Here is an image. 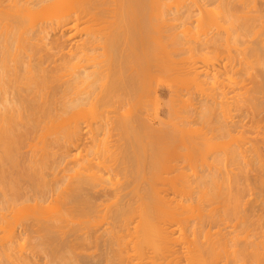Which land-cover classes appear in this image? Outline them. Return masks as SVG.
<instances>
[{
	"label": "bare ground",
	"instance_id": "obj_1",
	"mask_svg": "<svg viewBox=\"0 0 264 264\" xmlns=\"http://www.w3.org/2000/svg\"><path fill=\"white\" fill-rule=\"evenodd\" d=\"M5 1L6 0H0V5L2 3L4 4ZM12 1L9 4V6L6 5V6H4V8L0 6V174H1V176H0V188H1L0 194L3 193L1 195L4 197V200L2 199V200H0V202L5 201L4 203H1V204L5 205L6 208H9L12 205V203L14 205V202H17V201H18V203L20 202V204H21V200L25 202L24 205H26L27 202H32V203L34 202V204L37 205V204H41V203L44 204L43 202H45L46 199H48L49 202L48 201L47 202L50 204V202H53V199H51V198L55 197V199H56L57 196H55V195L57 194V191L59 190V189H57L58 183L64 178L61 176L62 179L59 180L58 177H57V179L55 177L54 179L57 180L58 182L51 180L54 184H51L49 182L48 183L45 182V183H47V185H44V186H43L44 181L43 182L40 181L42 183V186L39 185L38 182L35 181L36 176L37 177L39 176V174L37 175V172H36L38 170L39 166L41 168L43 167V171H45V170L48 171L49 170L48 168H50V166H52V169H53V167H55V165L57 166L59 159L56 158L58 160L52 161L53 163L49 166L46 165V163L49 164L48 163L49 161L45 162V160H43L44 162L41 160L42 162H39V163H37V161H32V160H31L32 163L30 162V160L28 162L27 161L28 159L22 158L23 156H21L20 153L17 152V151L21 152V150L24 147V143H25L24 141L25 140H26L25 144L27 146L29 145V143L27 144V140H29V139H26V138H28L29 136L31 138V135L33 136L34 134L35 135L37 134L36 131L38 129L39 130L37 132H39L40 129H42L43 131H40L42 133H40V132L38 133V134H40V137L38 136L39 137L38 143H41L40 144L41 146L37 143L39 146H38V148H36L37 144H36V142H33L34 144L31 143V145L29 147H30V149H32L34 147L35 150L34 149L30 150L29 147H28V149H29V151H36V149H38L37 151H54V150L60 151L59 158H61L60 160H63V162L60 161L58 163V165L60 166V163L64 164V162H66V163L69 162V161L68 162L65 161L68 159V155H69L68 153L70 152L69 148L72 146H77L78 143L81 141L79 127L74 128V129L70 128L73 130H71V133L68 132V131H70V129H68L65 126L66 125L65 123L68 122L67 118L69 120L70 118L74 119V118L81 117L83 115V112H84V106H86V105L93 106V105H96L98 102H101V101L105 102V100H106V104H107L108 101L111 99H113V100L118 99L121 102L122 101L123 102H126V101L130 102V99H132V98H133L132 100H135L137 98L139 99V98H142L144 96V93H142L143 91L140 90L141 88L137 87V89H136V87H135L136 83L131 78V76L134 77L133 75L135 74V71L133 72L132 75H131V72H129V71L134 69L132 66L134 61L138 60L136 58L137 56L135 57V59H132V58H134L133 53H135V50L137 51L136 47L139 45V47H141L140 49H142V48L146 47L145 46L146 40L148 41V39H150V37L154 38L152 35L148 36L149 34L147 35V33L145 32V28H143L148 23L147 21H144V20H143L144 22L141 21L142 19H144L143 18L144 15L141 16L139 14V17L141 16L142 19H139L140 22L139 21L136 22L138 24V27L140 26L141 29L143 28L142 29L143 31L141 30V32H140L139 29L137 31V32H139L138 34L141 36V40H140L139 44H137V46H136V44H134V45L132 44V42H131L132 37L130 36L131 35L130 32H132V31H129L130 27L131 28L132 27L136 28V27L132 26L133 22L132 23L130 22L131 26L129 25L128 26L129 28H127V22H125L124 24H126V25L124 26V28L119 29V30L117 29V27H115L116 26V24H115L113 29L115 31V28H116L119 32H113L112 31V34L114 33V36H112V38H109V41L107 38L105 41L106 43L105 42L103 43L102 40L99 41L97 39V37H99V36L96 37V35H95L94 37H96V39H94L93 36H91L93 38L92 39L89 35V37H87L88 39L82 41L81 43L80 42H78V43L72 42L73 44L72 43L70 44V48H72V49H68V51H65L66 48L64 46H65L66 42L71 40L70 38H72V36L74 35V34H70L73 31L74 27H76L74 24L76 22H79L83 18L85 19L86 17H87L86 18L87 21H91V22L98 21L99 19L104 17V15L106 16V14H108L109 11L111 13L114 12L113 15H116V11H114V10H118L117 12L119 13L117 20H119L121 18L120 16H121V11H122L124 21H125V18L127 17L126 16L127 12L129 13V11L131 12L133 9H136V10L140 9V10H137L138 13L142 12L144 10H145L144 12H146V9L148 10V8H150V9L153 8L151 10H154V8H155L154 11L161 10V12H163V13L166 12V14L164 13L165 18L164 17L162 18L161 12L157 11L158 14L160 13L159 16H161L160 21H163V19H165L164 21H167L168 19H166V18L169 15V13L167 14V12H169L172 7H174L175 9L177 8V2H175V0H33V1H35L34 3H33V1H32V3L30 1V4L33 7H38L42 4H47L51 8L52 7L56 8V15H55V18L53 19L54 22L52 20H50V23H47V22L42 21V19L39 16V12L36 11L34 13H31L30 10L28 11V9H26L27 8V7H25L26 5L24 7L20 6L19 4L21 3L20 2L21 0L20 1L12 0ZM24 1L26 3L28 2V0L27 1L24 0ZM222 1H218V3L222 2ZM237 1H239V0H237ZM7 2H8V0H7ZM7 2H5V4ZM173 2H174L175 6H172ZM224 2L227 3V1H224ZM252 2H253V0H252ZM201 3H202V0H201ZM201 3L198 0H191V1H189V4H187V5H188V7H194L196 9V7H198L199 5L202 7L205 6L206 2L202 3V4ZM228 3H229V1H228ZM246 3H248V2L246 1ZM224 4L225 3H223V6H225V9L223 10V13L220 12L221 14H219V12H217L219 14V17H221V18H218L219 19L218 21H222V20L223 21H230L234 17V15H232L234 9H233V11L231 9V8H233V6L229 5V7H227L226 4L225 5ZM248 4H250V3H248ZM207 5H209V4H207ZM246 5H244V6H246ZM106 6L107 7L110 6L111 7L110 10L107 9ZM219 6H220L219 8L221 9L222 6L221 5H219ZM101 7H103V8H101ZM104 7L106 9H104ZM188 7H185V12L190 9L184 15L186 17V19H187V17H188V19H190L192 17V15H191L192 12H190L192 9L188 8ZM199 8H201V7H199ZM254 8L256 9V7H254ZM100 9L103 11L100 12L99 11ZM53 10H55V9H53ZM253 11L257 12L254 9H253ZM53 12H55V11H53ZM185 12H183V13H185ZM259 12H257V13H259ZM27 13H31V14H27ZM124 13H125V15H124ZM26 14H27V16L23 17V15H26ZM134 14H136L135 10H134ZM249 14H251V13L249 12ZM259 14L262 16L261 12ZM176 15L174 17H176ZM188 15L191 17L189 18ZM236 15H239V14H236ZM260 15L255 14L254 16L253 15L252 16H253V18H255L256 16H258V18H259ZM130 16L132 18L133 17L136 18L135 16H132V14H130ZM180 16H182V14ZM52 17H53V15H52ZM217 17H218V15H217ZM113 18H114V16H113ZM250 18L251 17H249V19H247V21L249 20V22H250ZM258 18L255 21H258L259 20ZM133 19H130V20H133ZM239 19H240V17H239ZM130 20H127V21H130ZM176 20H177V18H175V21ZM233 20H236V23L240 22V20H239V22H237L236 16H235V19L233 18ZM260 20H261V18H260ZM261 21H263V20H261ZM141 22H142V26L140 24ZM119 23H120V21H119ZM144 23H146V24H144ZM161 23H163V22H161ZM211 23H213V22H211ZM216 23L217 22H214V25ZM248 23L246 22L245 25L246 24L248 25ZM124 24L122 23V25H124ZM137 24H135V25H137ZM70 25H72V26H70ZM122 25H118V28ZM212 26L213 25L211 24V27ZM146 28H148V27H146ZM127 29H129L128 31L130 34L126 31ZM135 30H137V28ZM170 30H172V26H171ZM237 30H240V29H237ZM263 30L264 29H262V31ZM124 31L127 33H124ZM147 31H149V30H147ZM167 31H169V29ZM68 32H69V36L67 35ZM234 32H236V31H234ZM237 32H238V34L239 33L242 34L239 31H237ZM48 34L49 35L51 34L54 39L52 38L53 44H51L53 46H51L50 44L47 46H48V48L54 47L55 48L54 50H57V53H55V54L59 55V56H57L58 59L54 58V56H53L54 51L53 52L51 51L53 49L50 48V53H48L49 50H48L47 46L44 44L45 42L44 43L41 42L43 44L40 43L41 39H39V38H44V36H47ZM133 34L134 33H132V36H133ZM135 34H136V32H135ZM228 34L229 33H227V35ZM235 34L233 33V35H235ZM238 34L235 35L237 38L233 37L234 40H235V38L238 39V36L240 35V34L239 35ZM41 35H44V36L41 37ZM222 35L224 36V34H221L220 36L222 37ZM56 36L57 37L59 36V37L57 38ZM65 36H67V39L63 40L62 38ZM129 36L131 37V39ZM170 36H172V35H170ZM174 36H176V35H174ZM220 36L219 37L217 36L218 38L216 37L214 39V35H213L214 42H217L218 39L220 38ZM244 36H245V34H244ZM167 37H169V36H167ZM176 37H174V40L171 38L172 39L171 41L172 42L175 41V39H177ZM228 37H229V39H231L230 35H228L227 38ZM105 38L103 37V41ZM137 38H134L135 42L139 41V40H135ZM240 38H241V36H240ZM99 39H101V38L99 37ZM96 40L99 42L96 43ZM220 40L221 39H219V41ZM242 40H244V37ZM134 41H133V43H134ZM208 41L210 42V40H208ZM221 41H223V40H221ZM226 41H227V39H226ZM100 42H102V43H100ZM148 42L146 43V45L148 44ZM175 42L177 43V40ZM263 42H264V40H263ZM96 44L100 45V47L97 45L99 47V49L101 48V50L102 49L105 50V53H104V56L106 55L105 57H103V55L101 56V54H100V57L105 58V60L99 58V56L96 55V57H98L99 60L100 59L103 60V61L100 60L101 62H99L97 60L98 58L94 57L95 54H93L95 50H98V49H96L97 46L95 48H93V46ZM101 44H105V45H101ZM173 44H174V42H173ZM226 44L228 45V43H226ZM43 45H44V47L46 46L47 50L43 47ZM40 46L42 47V50L43 49H44V51L46 50V52L49 55L45 54L46 52H44V54H45L44 56H43V54H40V50H41ZM171 46L173 47L174 45H171ZM176 46H177V44H176ZM257 46H258V44L256 45V47ZM248 48H249V46L246 47V51L248 50ZM251 48H253V47H251ZM249 50H251V49L249 48ZM145 51H146V49H145ZM145 51L143 52L144 54L146 53ZM137 52H139V51H137ZM248 52H247V55L249 54ZM244 53L246 55V52H244ZM251 53L253 54L255 52H251ZM39 54H40V56H38ZM102 54H103V52H102ZM141 54L142 53H140V55ZM241 54H242V52H241ZM255 55L253 54V56H255ZM35 57H38V58L35 59ZM51 57L55 61L53 59H51ZM255 57H257V56H255ZM146 58H148V57L146 56L145 59ZM246 59H245V61H246ZM257 59L258 58H256V62L257 61L259 62V60H257ZM141 61H142V59H141ZM143 61H144V58H143ZM147 62L149 63V61H147ZM140 63H139V65H140ZM152 64H155V63H152ZM134 65H135V63H134ZM139 65L137 64V66H139ZM154 67L158 68L159 66H154ZM141 68H142L141 71H146L143 69L142 65H141ZM241 70H244V69H241ZM247 70L248 69H246L245 71L248 75ZM238 72H240V71H238ZM250 72H252V71H250ZM256 72L254 73V75L256 74ZM111 73H113V75ZM114 73L123 76V78L125 76L124 80L122 79L123 80L122 83H120L121 82L120 81L119 82L120 84H117L118 82L117 83L115 82L116 84H114V81L112 83L111 80L109 82V78L114 76ZM243 73H245V72H243ZM109 74H111V77L109 76ZM191 74H192V77L190 80L191 83L193 85H195V87H198L199 82H200L199 81L200 80L199 79L200 73L197 72V69H196V71L194 70L193 72H191ZM240 74H242V73L241 72L238 73L239 76H245L246 75V74H244V75H240ZM118 75L116 77H118V79H119ZM138 75H139V73H138ZM256 76L257 75H255V78H258V76L257 77ZM263 76H264V73H263ZM263 76H261V79L264 78ZM103 77H105V79H103ZM135 77H136V75H135ZM251 77L253 78L254 76H251ZM259 78H260V76H259ZM134 80H135V78H134ZM252 81L253 80H251L250 82L252 83ZM259 81H260V79H259ZM259 81H258V83H259ZM262 81H263V79H262ZM100 82H101V86H100V88H97V85L99 87L98 83H100ZM137 82H139V81H137ZM102 83H104V84H102ZM133 83H135V84H133ZM259 84H261V83H259ZM262 84L261 85L263 87L257 84L259 87L256 89H259L261 87L264 90V82H262ZM137 85H138V83H137ZM249 90H251V89H249ZM249 90H247L245 97L242 96L244 94H242V95L240 94L241 96H239L240 98L242 97L243 101L248 103V104H250L252 102L251 98H253L252 95L254 93L257 94L259 91L261 92V90H259L258 92L255 91L252 93V90L251 91H249ZM253 90H255V89L253 88ZM249 92L252 95H250ZM257 95H255V96H257ZM249 96H251V97H249ZM245 99H246V101H245ZM249 99L251 102L249 101ZM247 100H248V102H247ZM110 102H112V100ZM85 103H87V104L85 105ZM241 103H243V102L241 101ZM120 105L122 106V104H120ZM243 105H245V104H243ZM242 106L240 108H242ZM250 106H251V104H250ZM238 108H239V106H238ZM255 114H256V112H255ZM127 115L129 116L130 113H127ZM127 115H121L122 119L123 118L126 119V121L125 120H123V122L121 121L123 124H126V122L128 120H130L131 115L128 117L129 119L127 118ZM258 115H259V113H258ZM258 115L256 114V116H258ZM246 116H248V115H246ZM114 117H116V116H114ZM136 117L137 116H135L133 118V116H131V118L134 120H132V119L130 120V121H134L135 123L130 122V121H128V123H127L128 125L130 124L132 127L130 125L128 126L127 124H126L127 126L124 125V127L123 126L120 127V129H123L121 131H122L125 139L128 138V140H129V141L127 140L128 141L127 146L129 144L130 145L128 146L129 148L126 150V151H128V154L127 153H126V155H125V153H124V155L122 154L123 156L120 157V159H119L118 157L122 153L121 151H119L120 155L119 154H117L119 156L114 155V157H113L114 161L113 162H112L113 159L112 160L108 159L109 163H105V162L102 163L103 165L105 164L104 165L105 167H103L102 165H101L102 167L100 166L101 167L100 169L102 171H105L106 169H107L106 171H108L110 169L112 172H109V171L108 172L113 173V172H115L114 171L115 168H118L119 165L120 166L122 165L123 169H125V170L128 168L126 170L127 172L129 169H131V171L135 170L137 172L138 168H139V171H141V169L144 166H146L147 168L149 167V169L153 166L155 168V165L158 164L159 160L164 156L163 154L161 155L162 152L156 153L157 151L155 152L153 147L149 146L148 149L145 148L146 146L143 144V141L141 138L144 137V139L147 140V141L145 140L146 142H148V143L152 142V144H155V142L152 141V138L153 139H154V137L158 138L159 136H155V135H157V133L153 132V130H152V132H151L152 134H151L150 131L147 129L149 131V133L146 132V133H144V135H143L142 131H140V132L138 130L135 131L136 129H135V126L133 127V125L137 124V122H139V120H136ZM251 117H252V119H255V117L253 115H251L250 118ZM241 118H242V116H241ZM245 118H243V120H240V122L242 121V124L244 123V121H246ZM250 118H246V119L249 120ZM117 119L120 122V119L119 118H117ZM137 119H138V117H137ZM249 121H251V120H249ZM246 122H248V121H246ZM255 122H257V120H255ZM255 122L254 123L252 122V123L255 125ZM122 123H121V125H123ZM224 124H225L224 130H226V131L227 130L231 131L233 128L234 129L237 128L236 124H235L236 125L235 127H232L234 125L233 123H231L232 124L231 125L228 122H226V123L224 122ZM248 124L250 125V123H247L246 126H243L241 124L239 125V123H238V128H237L238 130L237 129L236 130L239 131V134L243 132L242 129H244L245 127L249 128ZM76 126L77 125H74V127H76ZM124 128L127 132L124 131ZM248 128H247V130H248ZM229 129H231V130H229ZM234 129H233V131H234ZM240 129L242 132L240 131ZM125 132L128 134V136L127 135L125 136V134H126ZM140 133H142V134H140ZM243 133H246V132H243ZM243 133H242V135H244ZM41 134H43V136H41ZM151 135H153L154 137H152ZM38 137H37V139H38ZM41 137H42V139H41ZM157 138H155V139H157ZM37 139H35V140L37 141ZM159 139H160V137H159ZM40 140H42V141H40ZM263 141H264V139H263ZM263 141H260L259 143H254L253 141H252L253 143H249V141L248 142L246 141L247 143L243 142L242 143L243 148H242V146H239L242 144H239V145L237 144V146L240 148V151L244 152L246 150V149L243 150L244 148H246L245 144L249 143L247 145L248 149H247V151H245V153L248 155L246 157H244L245 153H243L244 155H242V156L240 154L242 160H244V158L246 160H248L247 165H246L247 162L245 160H244L245 162L242 161L243 166L240 164L241 169L239 171H240V174L242 176L241 179H243L244 182L242 181V183H241L240 182L241 179H240L239 180L240 183L237 182L235 186L231 185L232 182L231 183L229 182V185L227 187L225 184V187H224L225 190H223V188H221V190H219L220 193L218 192V194H217L218 195L217 197L219 199L218 198L216 199V197H215V201H212V199H211L212 202L210 200L208 201V197L206 199L203 198L202 201H200L201 199H199V200H196L195 202H193V200H190V199L189 200L188 199H185V200L184 199H181V200L176 199L175 200V199L168 198V196H170V195L174 196V198H175L177 196V190L178 191L180 190V192L183 194L187 193L188 195H191V189H190L191 185H189V183H187V181L183 180L184 177L182 178L181 183L179 184V187H177V151H169L170 153L169 152H167V153H168V155H171L172 159H174L175 164L171 165V167H170L171 170H170V172H168V174L169 173H171V174L165 178L166 183H163V187L166 188V189H164V188L162 189V190H164V193H163L164 196L163 197L160 194L161 189L159 191L157 190L158 192H156L155 188H153L155 186H153L150 182H149V185H147L148 184L147 183L146 186H143V187L138 185L137 183H135L136 185L134 187H132L134 184L129 182L130 180L129 181L125 180V182L127 181L128 185H130V184L132 185V186L130 185V187H132V191H130L131 190L130 189L129 190L130 192L129 191L127 192L126 190L129 189L127 183H124L123 185L117 184L116 186H118L119 188L116 186H113V185H108V187L113 186L112 187L113 189H111L110 187L108 188L105 184L102 185V183L106 182L107 180L104 181V178L97 176L96 174L95 175L98 178L95 177L93 179H85V178L83 179L82 178L83 176H81L79 178L80 175L78 174L79 176H76L78 178L74 177V179H76L75 181H73L74 183H71V181H70V183H71L70 186L67 185V187L65 186L66 188L64 187L65 188L64 191H66V193L69 191L67 193L68 196L66 194V198H65L66 201L62 200L64 203L65 202L67 203V204H64V206L66 205L65 209H64V207H62L65 212L64 211L63 212L61 211L62 213L56 212L57 214L52 216V217H49V215H48L49 218L46 217L48 219V220L46 219V221L44 219L45 218V216H44V218H43L44 221L43 220L39 221L40 220L39 217H41L42 215L39 216L40 215L39 214L38 215L39 217L38 218L36 217L38 214L37 211H39L36 205H35L36 206V208H35L34 204H32V203L30 205L27 204L28 206H30V207L27 206V209L24 208L22 205L21 209L23 207V210H25V212H26L25 217L27 216L26 218H31V220H33V223H32L33 225L30 224L29 226H34L33 230H34V228H36L37 232L42 233V234L38 233L39 234L38 242L40 240V236L43 235V233H44V235L46 234V236H43L42 237L43 239H41V240H43V242H41V240H40V244L42 243L41 245L45 248V249H43V251L46 250V252H44L45 255L48 256V258L49 257L52 259L55 258V260L60 259L59 262L60 261L62 262L65 259L66 262L64 264H66L69 261H71L69 264H87L88 262H90L91 259H92V261H93V259H96L97 258L96 255H101L100 254L101 252L104 255V256H101V257H103L102 258L103 262L101 264H129V263L131 264V262L134 260L138 262L137 264H264V201L261 200L262 196L261 197L259 196L260 191L264 190V173H263L264 170L260 169V166L262 167L263 164L262 165L258 164V163H261L260 160L261 161L263 160L262 159L263 157L261 158V156L263 154L260 155V151H264V144H263L264 142ZM22 144H23V146H22ZM34 145H36V146H34ZM131 145H132V147H131L132 152L129 151V150H131L130 149ZM21 146H22V149L20 148ZM127 146H126V148H127ZM152 150H154V151H152ZM236 150H239V149L236 148ZM137 151H142V153L141 152L139 153ZM249 151L252 152V154H251L252 156L249 154L250 153ZM163 153H165V151H163ZM21 154H22V152H21ZM44 154L45 153H42V155H44ZM228 154H230V153L228 152ZM232 155H236V153H234ZM248 156H249V159L247 158ZM20 157H21V159H19ZM52 157H54V156L52 155ZM115 157L118 159H115ZM40 158L42 159V157H40ZM69 158H70V156H69ZM109 158H112V157H109ZM230 158L229 159L232 160L231 156H230ZM35 159H36V157H35ZM250 160H251V162H253V165H256V164L259 165V168H258L259 171H257V167H255L253 169L254 166H252L253 171L250 169L252 172H254V175L257 172H261V174H263V175H259L260 174L259 173V174H256V176L259 175L257 177L255 176L256 178L253 176V173L249 170V168L251 167L250 165H252ZM20 161H21V163H19ZM22 161H23V165L20 166V164H22ZM39 161H40V159H39ZM110 161L112 162L111 164H110ZM24 162L29 163V164L25 163L26 165L24 166ZM33 162H35V164H33ZM106 162H108V161H106ZM144 162L146 165L144 164ZM30 163H31L30 168H32V170L27 169L29 167ZM40 163H42V164H40ZM23 166L27 167V168H24ZM35 166H38V168H36ZM80 166H83V165L80 164ZM58 167H56V168L58 169ZM67 167H70V165L68 166V164H67ZM10 168H12V170ZM52 169H50V170L53 171ZM69 169H71V167ZM81 169H79V170H81ZM120 169H121V167H120ZM143 169H146V168H143ZM143 169H142V171H143ZM165 169L166 168L164 167L162 171L167 172ZM10 170H11V174H12V171L14 172L13 173V175L15 174L14 177H11L12 175L10 174ZM64 170H66V169H64ZM254 170L257 172H255ZM23 171H25V172L27 171V173H28V174L26 173L27 176H26L25 172L23 173ZM29 171H32V173ZM86 171H88V170H86ZM154 171H155V169H154ZM248 171H250L252 174H249ZM67 172H68V168H67ZM98 172H100V170ZM116 172H117V169H116ZM102 173H105V172H102ZM129 173H130V171H129ZM63 174L65 175V173H63ZM139 174H140V172L137 174L138 176L136 174H133L134 176L136 175L135 180L139 176L143 177L142 174L141 175H139ZM151 174H153V172ZM155 174H156V172H155ZM23 175H24V177H22ZM29 175H30V178H29ZM81 175H83V174H81ZM133 175H131V176L133 177ZM148 175L150 176V172L148 173ZM236 175L238 176V174H235V176ZM230 176H232V175L230 174ZM26 177H27V181L29 180L30 183H28L26 181L28 183L27 185L29 187L24 188V185L21 186L20 184L23 183V180L24 181L26 180L25 179ZM234 177H233V180L235 179ZM72 178H73V176H72ZM72 178H71V180H74ZM157 178L161 180V176H159ZM38 179L41 180L42 176H41V178H38ZM250 180H251V182L253 181V184L255 183L254 184L255 186L250 182ZM19 181H20V184H19ZM133 181H134V179H133ZM211 181H212V179H211ZM235 181H236V179H235ZM237 181H238V179H237ZM33 182L35 184H33ZM146 182H147V179H146ZM201 182L204 184V181H201ZM205 182H206V180H205ZM212 182H215V181H212ZM61 183H62V181H61ZM63 183L66 184V182H64V181H63ZM107 183H109V182H107ZM144 183H145V181L142 182L143 185H144ZM226 183H228V182H226ZM56 184H57V187H56ZM220 184H221V186L224 185L223 183H220ZM27 185H25V186H27ZM125 185L128 188L125 190L128 194H126L125 191H123V194H122V190L120 189L121 186L123 189V186H125ZM211 185H213V184L211 183ZM262 185H263V187L261 188ZM102 186H105V187H102ZM160 186H162L161 183H160ZM214 186H211L209 188V190L208 189L207 190L210 191V189L213 188ZM256 186H258L257 190L255 189ZM205 187H206V185H205ZM215 187L213 188V190H211L212 192L214 190H217L218 187L216 189H215ZM106 188H108V189H106ZM259 188L261 190L258 192ZM251 189H252V191H251ZM254 189L256 190L255 192H254ZM1 190H2V192H1ZM207 190H206V192H207ZM247 192L249 194H247ZM200 193H201V190H200ZM245 193L247 194V196H244ZM159 194L161 195V197L159 196ZM202 194H203V196H205L204 195L205 192ZM209 194L210 193H208V195ZM212 194H213V196H212ZM212 194L210 195V198H211V196L213 198L216 195L215 192H213ZM30 195H32V196H30ZM155 195L159 196L161 199H158L157 197H155ZM208 195H206V196H208ZM248 195L250 196V198L252 200H250V201L244 200L243 201V199H244L243 197H245V199H250L248 197ZM262 195H264V193ZM118 196H120V197H118ZM257 196L260 197L261 202ZM64 197H63V199H64ZM60 198H59V200H60ZM109 198H111V200H109ZM112 198H114V199H112ZM49 199H51L52 201H50ZM101 199H102V201H104L103 205L98 204V200L100 201ZM256 199H258V201ZM263 199H264V196H263ZM216 200H218V201H216ZM11 201H12V203H11ZM56 201L57 200H55V202ZM102 201H100V202H102ZM203 201H205V202H203ZM243 202H245V203L247 202L248 204L247 203L244 204ZM258 202H259V204H258ZM42 204H41V206H43ZM56 204L58 206V201L56 202ZM61 204H63V203H61ZM255 204H257V205L255 206ZM31 205H33V207H31ZM47 205H46V207H47ZM5 206H3L4 209H5ZM30 208H32V209H30ZM33 208L35 209L36 212L33 210ZM43 208H42V210H44ZM49 208H50V206H49ZM13 209H14V207H13ZM11 210H12V208H11ZM101 210L104 213H102ZM2 211H6V209L2 210ZM7 211L9 212L8 209H7ZM29 211L31 213H33V211H34L36 216L31 214ZM48 211H49V209H48ZM99 211H101V212H99ZM5 213L7 214V212H4V214H3L4 217L6 215ZM50 213H51V211H50ZM97 213H102V214H100L102 216V218L109 220V223H106V227H107L106 229H103L101 231V230H99V227L102 224L98 225V223L96 224V223H94V221L93 222L89 221L92 224L87 225L89 223V222H87L86 223L87 226L81 227V229H78V227L76 229H73L74 227L73 228L71 227V229H73V230L69 231V228H68V229H66V231L68 230L67 232L62 231L63 225L67 224V223L69 224V222H67L69 220L68 219L69 217H72V218H76V217L79 218L80 217L81 218L83 216V218H84L87 215L88 216L90 215L89 217H91V215H92L94 217V218L92 217V219H95V218H97V217H95V215ZM12 214H14V212ZM30 214L33 217L29 216ZM9 215L10 214H8V216ZM89 217H86V218H89ZM10 218H11V216L9 217V219ZM33 218H35V219H33ZM6 220H7V216H6ZM12 220H13V222H15V219H12ZM29 220L27 219V221H29ZM34 221H38V222H34ZM105 221H104V223H105ZM2 222L0 221V224H2ZM4 222L6 223L7 221L4 220ZM13 222H11V223L13 224ZM63 222H64V224H62ZM99 222L101 223V221H99ZM5 223L3 226L4 227L7 226V229L5 228L6 230L5 229L4 230L9 232L8 226H10L11 224L9 223L10 225H8V224L5 225ZM58 223L61 224V226ZM14 225H16V224L14 223ZM25 225H23V226H25ZM29 226L28 227L25 226V228L24 227L23 228L28 230ZM58 226L60 228L62 227L60 231H59L60 228ZM67 226H69V225H67ZM10 228H11V226H10ZM65 228H67V227H65ZM100 228H104V227H100ZM30 229H32V228H30ZM12 230H11V232H12ZM61 231H62V233H61ZM99 231H101V233ZM11 232H10V234H11ZM57 232H59L60 234ZM54 235L57 237H54ZM11 236H13V235H11ZM16 237H17V239L21 240L20 237L19 238H18V236H16ZM37 237H38V235H37ZM11 238H13V237H10V239ZM14 239H15V237H14ZM14 239H12V240H14ZM8 241L10 243V240H8ZM17 243H18V240H17ZM40 244H38V245H40ZM18 245L20 246L21 244L18 243ZM92 245L96 249L100 248L99 246L101 245V248L102 247L104 248V253L101 250L100 253L97 252L98 254H96L94 252L95 256H94V254H92V255L90 254L91 256L89 254L87 255L86 254V252H88L87 249H89L90 246L92 247ZM19 246H17V247H19ZM0 247L2 248V250H5V249H3L4 246L3 247L0 246ZM10 247L12 248V245H10ZM39 247H41V246H39ZM177 247L180 249L179 250L180 252L178 251ZM1 248H0V250H1ZM92 249H94V248L92 247ZM40 250H42V249H40ZM6 252L3 253L4 256H6L5 254H7V255L9 254ZM83 252L85 254H83ZM1 253L2 252H0V254ZM10 253L11 254H9V255H12V252H10ZM130 253H131V255H130ZM62 255H63V257H62ZM8 256H6V257H8ZM93 256L96 258H94ZM0 257H1V255H0ZM14 257L16 258L15 255H14ZM28 258L27 259L26 258L25 259L20 258V260H18V261L16 259V262H17V264L18 263L19 264H23V263L28 264V261H27V263L25 262V260L30 259V258L29 259ZM9 259H7V261L5 260V263L8 262ZM68 259H69V261H68ZM146 259H147V261L148 260L149 261L147 263H143V261ZM55 260H54V262H55ZM182 260H183V262H182ZM3 261H2V263H3ZM51 262H53V261H51ZM57 262H56V264H59ZM92 263L95 264L96 262L94 263V261H93ZM60 264H63V263H60ZM97 264H98V261H97Z\"/></svg>",
	"mask_w": 264,
	"mask_h": 264
},
{
	"label": "rangeland",
	"instance_id": "obj_2",
	"mask_svg": "<svg viewBox=\"0 0 264 264\" xmlns=\"http://www.w3.org/2000/svg\"><path fill=\"white\" fill-rule=\"evenodd\" d=\"M11 1L12 0H10V1L8 0V2H9L8 3L6 0L5 2H7V3L5 4V2H4V4L2 3L0 6L3 8L6 5L9 6ZM17 1H20V0H17ZM30 1L32 3L33 0H28L27 3L24 0H21L20 1L21 3L19 5L22 7H24L26 5L25 6V7H27L26 9H28V11L30 10L31 13H34L36 11L39 12V16L42 19V21H44V22L50 23V20L53 21V19L55 18V15H56V8L55 7L51 8L47 4H42L38 7H33L30 4ZM189 1H191V0H177V1L175 0V2H177V8L175 9L174 7H172L171 10L169 12H167V14L169 13V15L166 18V19H168L167 21H164L165 19H163V21H160L161 16H159L160 13L158 14L157 11L161 12V10L154 11L155 8H154V10H151L153 8H151V9L148 8V10L146 9V12H144L145 10L144 11L141 10L142 12L138 13L137 10H140V9H137V10L133 9L132 10L133 12L129 11V13L132 14V16L136 17V18L133 17L134 19L127 12V15H126L127 17L125 16L126 17L125 21H124V17H123V12L121 11V16H120L122 19L120 18L119 20H117L119 13L117 12L118 10H114V11H116V15H113L114 12L111 13L109 11L110 13L108 12V14H106V16L104 15V17H102L98 21H95V22L87 21V19H86L87 17H86L85 19L83 18L79 22H76L74 24L76 27H74V29L72 31L73 33L72 32L70 33V34H74V35L72 36V38H70L71 40L66 42V44L64 46L66 48L65 51H68V49H72V48H70V44L72 42L73 43H75V42L81 43L82 41L88 39L87 37H89V35H90V37L93 36L94 39H96V37L99 36L101 39H99V37H97V39L99 41L102 40L103 43L106 41L107 38L109 41V38H112V36H114V33L112 34V31L113 32H119L118 30L124 28V26L126 25V24H124L125 22H127V28H129L128 27L129 25L131 26L132 22H133L132 26H135L137 28V30H135L136 28L130 27L129 28L130 30L129 29L126 30L128 33H129V31H132V32H130L131 33L130 36L132 37L131 42L133 45L136 44V46H137V44H139V42L141 40V36L138 34L139 32H137L138 29L141 32V30L143 28H145V32L147 33V35L149 34L148 36L152 35L154 37V38L150 37V39H148L149 42L146 40V42H145L146 47H144L142 49H140L141 47H139V45L136 47L137 51H139V52H137L135 50L136 54L133 53L134 58H132V59H135V57L137 56L136 58L138 60H135V61L133 60L135 65L133 63L132 66L134 69L129 71V72H131V75L135 71V74L133 75L134 77L131 76L133 81L136 83V84L135 83H133V84L136 85L135 86L136 89H137V87L141 88L140 90L143 91L142 93H144V96L142 98H139V99L137 98L135 100H132L133 99L132 98V99H130V102L126 101L127 103L123 102V101L121 102L118 99H114L115 101L113 99H111L112 102H110L111 100H109L107 104H106V100H105V102L101 101V102H98L99 104L97 103L96 105H93V106H88V105H86L87 103H85L86 106H84L83 115L79 118H74V119L70 118L69 120L67 118L68 122L65 123L66 124L65 126L68 129H70V128L74 129V128L79 127L81 141L78 143L77 146H72L69 148V150H70V152L68 153L69 154L68 155L69 160L68 159L65 160V161H67V162L69 161V162L68 163L64 162V164L60 163V166L58 165V163L60 161L63 162V160H60L61 158H59L60 151H55V150L54 151H37L38 149H36V151H29V149H30L29 146L31 145V143L32 144H34L33 142H36V144L38 143L39 137H40V134H38V133L40 131H43L42 129H40V131L37 132L39 130L38 129L36 131L37 134L36 135L34 134L33 136L31 135V138H30V136L28 138H26V139H29V140H27V144L29 143V145L27 146L25 144L26 143V140H25L24 141L25 142L24 143L25 148L23 147L24 150L22 149L23 144L20 147L23 150L22 151L20 149L22 154L20 151H17V152L20 153L21 156H23L22 158L28 159L27 160L28 162L30 160L31 163H32V161H37V163H39V162H42L43 160H45V162L49 161L48 162L49 164L46 163V165L49 166L53 163L52 161L59 159L57 166L55 165V167H53V169H52V166H50V168H48L49 169L48 171H46V170L43 171V167L41 168L39 166V168H38V166H35L36 168H38V170L36 171L37 175L39 174L38 177L36 176L35 181L38 182V184L41 186H42L41 182L44 181L43 182V186H44V185H47L48 182L51 184H54L51 180L58 182L57 180L54 179L55 177H56V179L58 177L59 180H61L62 177H64L63 178L64 180L62 179L61 180L62 183H61V181L58 183L57 189H59V190L57 191V194L55 195L57 197H56V199H55V197L51 198V199H53V202H50L51 205L48 203L49 202L48 199H46L45 202L42 201L44 203V204L41 203L43 206H41V204L36 205V204H34V202L33 203L27 202L26 205H24L25 202L21 200V204H20V202L18 203V201L14 202L15 206L13 205V203L11 201L12 205L9 208H6L5 205L1 204V203H4L5 201L0 202V205L2 206V207L0 206V208L2 210L6 209V211H2L0 209L1 210L0 211V221L1 222L2 221L4 222V220L7 221L8 223L4 222L5 225L11 224L10 225L11 228H10V226H8L9 232L5 231L7 229V226L4 227L3 222H2V224H0V226H1L0 227V230H1L0 231V242H1L0 246H2V247L4 246L3 249H5V250H2V248L0 247L2 250V251L0 250V252H2L0 254L1 255L0 264H9V263L10 264H15V263L17 264L16 259L18 261V260H20V258L21 259H25V258L27 259L28 257L30 259L28 258L29 260H25L26 263L28 261V264H56L57 261H58L57 263H59V264L60 263L64 264L66 262L65 259L62 262L61 261L59 262L60 259L55 260V258L52 259L49 257L51 259L50 260L48 258V256L45 255L44 252H46V250L43 251V249H45V248L41 245L42 243L40 244V240L43 239L42 237L46 236V234L44 235V233H43V235L40 236V240L38 242L39 234L41 232L40 233L37 232L36 228H34V230H33L34 226H29L30 224L33 225L32 224L33 220H31V218H26L27 216L25 217L26 212H25V210H23V207L27 209V206L30 205L31 203L34 204L35 208L37 206L38 210L40 211V212L37 211V213H38V214L36 213L37 216L35 215L36 211L34 208H33V210L35 212L34 211H33V213H31L30 211L29 212L31 214H33L34 216H36L37 218L42 215L43 217L42 216L39 217V219H40L39 221H42L44 216H45L44 219L46 221L47 218L56 215L57 214L56 212H61V211L63 212L65 209V206H66V205L64 206V204H67L66 202L64 203L63 201L64 200L66 201V199H65L66 194L69 192L68 191L66 193V191H64V190L67 187V185L70 186L71 183H74L73 181L76 180V179H74V177H76V176L80 175L79 178L81 176H83L82 177L83 179L84 178L85 179H93L96 177V175L100 176V177L104 178V181L107 180L106 182L102 183V185L105 184L107 187H108V185H113V186H116L117 184L123 185L124 183H127V181H129V180H130L129 182L134 184L133 186L130 184L132 187H134L136 185L135 183H137L138 185L143 187V186H146L147 183H148L147 185H149V182H150L153 186H155L153 188H155L156 192H158L161 189L160 194L163 197L164 196V194H163L164 190H162V189L163 188L166 189L165 187H163V183H166L165 178L171 174V173L168 174V172H170V170H171L170 169L171 165L175 164L174 159H172L171 155H168L167 152L177 151V187H179V184L181 183V180L184 177L183 180L187 181V183H189V185H191L190 186L191 195H188L187 193L183 194L180 192V190L179 191L177 190V196L175 198H174V196H172L170 194H169L170 196H168V198L175 199V200L176 199L177 200H181V199H184V200L188 199L189 200L190 199V200H193V202H195L196 200H199V199H201L200 201H202L203 198L206 199L208 197V201L209 200L211 201V199H212V201H215V197H216V199L218 198L217 194H218L219 190H221V188H223V190H225L224 189L225 184L227 187L229 185V182L230 183L232 182L231 183L232 186H235L237 182L242 183L243 179H241L242 176H241L240 171H239L241 169L240 164L242 165L243 162H245V161L247 162L248 160H246L245 158H244L245 161L242 160L241 156L244 155L243 153H245V151H247V149H248L247 145L249 143H253V142L259 143L260 141H263V139H264L263 138L264 137V90L261 87H260L261 89L260 88L256 89L259 87L258 85L262 86L263 85L262 82H264V78H262L263 81L261 79V76H263V73H264V53H263L264 52V50H263L264 49V46H263L264 45L263 44L264 43L263 42L264 30L262 31V29H264V0H253V2H252V0H250V1L249 0H241V1L240 0L239 1H237V0H223V1L222 0H202V3L206 2L205 6L202 7L199 5L198 7H196V9L194 7H188L187 4H189ZM198 1H200V3H201V0H198ZM218 1H222V2H220L221 4L218 3ZM224 1H227V3ZM228 1H229V3H228ZM246 1L250 4L246 3ZM34 2L35 1H33V3ZM217 3L222 6L221 9L219 8L220 6ZM223 3H225L227 7H229V5L233 6V8H231L232 11L234 9L233 14H232V15H234L233 18L235 19V16H236L237 22H239V20H240L239 23H236V20H233V18L230 21H223V20L218 21L219 20L218 18H221V17H219V14H221L220 12L223 13V10L225 9V6H223ZM207 4H209V5H207ZM244 5H246V6H244ZM172 6H175L174 2H173ZM253 6L256 7V9ZM108 7L106 6V8L110 10L111 7L110 6H108ZM185 7L192 9L190 11V12H192V14H191L192 17L188 15L189 18L191 17L190 19H188V17L186 19V17L184 16L186 14V12H188L190 10V9L188 10L186 8L188 11L185 12ZM199 7H201V8H199ZM101 8H103V7H101ZM106 8L104 7V9H106ZM53 9H55V10H53ZM253 9L257 12L260 11L262 13V16L259 14L260 12L259 13L254 12ZM134 10H135L136 14H134ZM53 11H55V12H53ZM99 11L102 12L103 10L100 9ZM183 12H185V13H183ZM217 12H219V14ZM249 12L251 14H249ZM31 13H27V14H31ZM164 13L166 14V12H164ZM164 13L161 12L162 18L163 17L165 18ZM254 13L256 15H260L261 17L259 16V18H258V16H256L255 18H253V16L255 15ZM27 14L23 15V17H26ZM139 14L141 16L144 15V17H143L144 19H142L141 16L139 17ZM181 14H182V16H180ZM216 14L218 15V17ZM236 14H239V15H236ZM52 15H53V17H52ZM124 15H125V13H124ZM175 15H176V17H174ZM113 16H114V18H113ZM238 16L240 17V19ZM249 17H251L250 22H249V20L247 21V19H249ZM175 18H177L176 21H175ZM257 18L259 20L261 18V20H263V21H261V20L255 21V20H257ZM126 19L127 20L133 19V20L127 21ZM139 19H142L141 21L144 20V21L148 22L147 25H145V26L143 25L144 27L142 29L140 26L138 27V24L136 23L137 21L140 22ZM119 21L121 24L119 23ZM245 21L247 23L249 22L248 25L247 24L245 25V23H246ZM161 22H163V23H161ZM211 22H213V23H211ZM214 22H217V23L214 25ZM122 23L124 25H122ZM210 23L213 25L212 27H211ZM115 24H116V26H115ZM135 24H137V25H135ZM140 24L142 26V22ZM144 24H146V23H144ZM118 25H122V26H120L118 28ZM168 25L172 26V30H170L171 26L169 27ZM70 26H72V25H70ZM114 26L117 27L118 30L115 28V31H114V29H113ZM146 27H148V28H146ZM168 29H169V31H167ZM237 29H240L241 31L237 30ZM147 30H149V31H147ZM234 31H236V32H234ZM237 31L241 32L242 34L239 33L240 34L239 35ZM127 32L124 31V33H127ZM135 32H136V34H135ZM232 32L234 34L236 33L239 35L238 39H236L237 38L235 36L236 34L233 35ZM132 33H134L133 36H132ZM227 33H229L228 35L231 36L230 37L231 39H229V37L227 38V36H228ZM221 34H224V36L222 35V37H221L220 36ZM244 34H245V36H244ZM67 35L69 36V32L67 33ZM95 35H96V37H94ZM170 35H172V36H170ZM174 35H176L177 37ZM213 35H214V39L217 36L218 37L220 36L219 39H221L223 41L220 40L221 41L220 42L218 39L217 42H214ZM43 36L44 35H41V37H43ZM167 36H169V37H167ZM240 36H241V38H240ZM103 37L104 38L106 37L104 39V41H103ZM131 37H130V39H131ZM133 37L134 38L138 37L135 40H139V41L135 42ZM174 37L177 38V39H175V41L177 40V43L175 41H173L174 42V44H173V42L171 40L172 39L174 40ZM233 37H236L235 40ZM243 37H244V40H242ZM52 38H53L52 35L48 34L47 36H44V38H39V39H41L40 43L45 42L44 44L47 46L49 44L50 45L53 44L52 40L54 38L53 39ZM62 39L63 40L67 39V36L63 37ZM226 39H227V41H226ZM208 40H210V42ZM99 41L96 40V43ZM133 41H134V43H133ZM234 41L235 42L237 41V42L235 43ZM102 42H100V43H102ZM147 42H148V44L146 45ZM43 43H41V44H43ZM226 43H228V45ZM98 44L94 45L93 48H95ZM176 44H177V46H176ZM257 44L259 47L258 46L256 47ZM101 45H105V44H101ZM171 45H174V46L172 47ZM46 46L44 47V45H43V47L45 49H46ZM51 46H53V45H51ZM98 46L100 47V45H98ZM98 46L96 48L98 50H95L96 52L94 51L93 54H95V56L94 55L93 56L96 57V55H98L99 58L105 60V58H103L106 56V55L104 56L105 50L102 49L103 50L102 51L101 48L99 49ZM247 46H249V48L252 51L249 50V48L246 51ZM251 47H253V48H251ZM47 48H48V46H47ZM50 48L53 49V50H51L52 52L54 51L53 52L54 55L52 54L54 56V58L58 59L57 56H59V55L55 54V53H57V50H54L55 49L54 47L53 48L49 47L48 53H50ZM145 49H146V51H145ZM46 50L45 51H44V49L42 50V47H41L40 54H43V56L45 54L49 55L46 52ZM144 51L146 52L145 53L146 55L143 53ZM44 52H46V53L44 54ZM102 52H103V54H102ZM241 52H242V54H241ZM244 52H246V55ZM247 52L249 53L248 55H247ZM251 52H255L253 54L254 55L256 54L255 56H257V57L253 56V54ZM140 53H142V54L140 55ZM40 54L38 56H40ZM100 54H101V56L103 55V57H100ZM146 56L148 58L145 59ZM36 58H38V57H35V59ZM96 58H98V57H96ZM99 58L97 59L99 62L103 61L101 59H100L101 60L100 61ZM143 58H144V61H143ZM256 58H258L257 60H259V62L258 61L256 62ZM51 59H53V58L51 57ZM141 59H142V61H141ZM245 59H246V61L248 60L250 63L248 61L246 62ZM147 61H149V63ZM138 62L139 63L141 62L140 65ZM152 63H155V64H152ZM137 64L139 66H137ZM141 65H142L143 69L146 71H141L142 70ZM154 66H159V67L157 68ZM245 68L248 69L247 70L248 75L245 71L246 70ZM196 69H197V72L200 73V75H199L200 80L199 81L202 83L201 84L199 82L198 87H195V85H193L190 81L191 77H192L191 72H193L194 70L196 71ZM241 69H244V70H241ZM238 71H240L242 73L240 75H244V74H246V75L245 76H239L238 73H240V72H238ZM250 71H252V72H250ZM137 72L139 73V75ZM243 72H245V73H243ZM255 72H256L255 75H257L258 78L260 76V78H259L260 81L258 78H255V75H254ZM111 74L113 75V73H111ZM111 74H109L110 77H111ZM117 75L118 74L114 73V76L109 78V82L111 80L112 83L114 81V84H116L117 82H118L117 84L122 83L125 76L123 78V76L118 75L119 79H120L119 80L118 77H116ZM135 75H136V77H135ZM251 76H254V77L252 78ZM134 78H135V80H134ZM103 79H105V77H103ZM249 80L250 81L253 80L252 83ZM137 81H139V82H137ZM258 81L262 85L259 84ZM137 83H138V85H137ZM98 84H99V87L97 85V88H100L101 82ZM102 84H104V83H102ZM253 88L255 90H253ZM249 89L252 90V93L255 91L258 92L259 90H261V92L259 91L257 93L258 95L255 93L252 95L249 92L250 95L253 96V98H251V101L254 104L249 99V101L251 102V103L249 102L251 104V106H250V104L244 102L242 97L241 98L239 97L242 94H244L242 96L245 97V94L247 93V90H249ZM251 90H249V91H251ZM255 95H257V96H255ZM249 97H251V96H249ZM241 101L243 103H241ZM245 101H246V99H245ZM247 102H248V100H247ZM120 104H122V106ZM243 104H245V105H243ZM238 106H239V108H238ZM241 106H242V108H240ZM254 111L256 112L257 115L259 113V115L256 116ZM127 113H130V115L133 116V118L135 116L138 117V119L136 117V120H139V122L136 121L137 124L133 125L131 123L133 125V127L135 126V129H136L135 131H137V130L139 132L142 131L143 135H144V133H146V132L149 133V131L151 133L153 130V132L157 133V135H155V136L160 137V139H159V137L157 138V137H154L153 135H151L152 137H154V139L152 138V141L155 142V144H152V142L151 143L146 142L147 140L144 139V137L141 138L143 141V144L146 146L145 148L148 149L149 146L153 147L155 152L157 151L156 153L162 152L161 155L162 154L164 155L159 160L158 164L155 165V168L153 166V167H151L152 169L151 168L149 169V167L147 168L146 166H144L143 168H146V169L142 168L143 171H142V169H141V171H139V168H138V171L140 172L139 175L142 174L143 177L139 176L138 178H136L137 181L135 180V176L139 172L138 171L136 172L135 170L131 171V169H129L127 172L126 170L128 168L125 170V169H123L122 165L121 166L119 165L121 167V169L118 166V168L120 170L118 168H115V170H114L115 172H113V173H109V172H112L110 169L108 170L109 172L106 171L107 169L106 170L104 169L105 171H102L100 169L102 166L105 167L104 166L105 164L103 165L102 163H104V162L109 163L108 159H111V160L113 159L112 160V162H113L114 161V158H113L114 155H116V156L120 155L119 151L122 152L121 155L118 157L119 159H120V157H122L124 155V153H125V155H126V153L128 154V151H126V150L129 148L128 146L130 145L129 144L127 146V143L129 140H128V138L125 139V137L121 131L123 129H120L121 126H123V127H124V125L127 126L128 121H130L132 119L131 116L129 115L130 120H128L129 116L127 115ZM121 115H127V118H128L127 119L128 121L126 122L127 125L122 123L123 120L126 121V119H124V118L122 119ZM246 115H248V116H246ZM249 115L250 116L253 115L255 117V119H252V117L250 118ZM114 116H116L119 119L121 118L120 122ZM241 116H242V118H241ZM245 117L250 118L249 120H251V121L253 120L252 121L253 123L255 122V120H257V122H255L256 126L251 121L246 119ZM243 118H245V120L248 122L244 121V123L242 124V121L240 122V120H243ZM132 120H134V119H132ZM130 122L135 123L134 121H130ZM224 122L225 123L228 122L230 124L233 123L234 125L232 127H235L237 125V128H238V123H239V125L241 124L243 126H246L247 123H250V125L251 124L252 125L250 126L248 124L249 128L245 127L246 129L245 128L242 129L243 132H246V133H243L240 129V131L244 134V135H242V133L239 134V131H237L238 130L237 128H236L237 130L233 128L234 131L232 128H231L232 130L229 129L231 131L224 130V125H225ZM121 123L123 125H121ZM74 125H77V126L74 127ZM247 128H248V130H247ZM73 129H70V131H68V132L71 133V130H73ZM124 131H126L125 128H124ZM40 133H42V132H40ZM43 134H41V136H43ZM140 134H142V133H140ZM126 135L128 136L127 133L125 134V136ZM37 137H38V139H37ZM155 138H157V139H155ZM35 139H37V141ZM41 139H42V137H41ZM244 139L247 142L249 141V143L245 144L247 142ZM40 141H42V140H40ZM243 142H245L244 144L246 146V148H244L243 150H245V149L246 150L244 152L243 151L241 152L240 148L237 146V144L239 145V144H242ZM38 144L40 145L41 143H38ZM38 144H37L36 148H38V146H39ZM34 146H36V145H34ZM126 146H127V148H126ZM239 146H242V148H243V144L239 145ZM28 147H29V149H28ZM131 147H132V145L130 146V149H131ZM236 148L239 150H236ZM33 149H34V147L30 150H33ZM154 150H152V151H154ZM129 151L132 152V149ZM163 151H165V153H163ZM137 152L142 153V151H137ZM228 152L231 155L228 154ZM42 153H45V154L42 155ZM234 153H236V155H232ZM117 154H119V155H117ZM240 154H241V156H240ZM249 154L251 155L252 152H250ZM52 155L54 157H52ZM229 155L232 157L233 161L230 160L231 158ZM247 155L248 154L245 153L244 157H246ZM260 155H262L261 158L263 157L262 158L263 162L260 160L261 163H258V164H261V165L263 164L262 167L260 166V169L264 170V167H263L264 166V151H260ZM69 156H70V158H69ZM35 157H36V159H35ZM40 157H42V159ZM109 157H112V158H109ZM56 158H58V159H56ZM118 158L115 157V159H118ZM247 158L249 159V156ZM19 159H21V157ZM39 159H40V161H39ZM235 159L236 160L238 159V160L236 161ZM23 161H22V164H20V166L23 165ZM106 161H108V162H106ZM112 162L110 161V164ZM250 162H251V160H250ZM19 163H21V161ZM25 163L26 162H24V166L26 164H29V163H26V164ZM31 163H30L28 168L24 167V166L23 167L32 170V168H30ZM251 163H252V165H250L251 167L249 168V170L251 169L253 171V169L255 167H257V171H259L258 170L259 165H257V164L253 165V162H251ZM33 164H35V162H33ZM40 164H42V163H40ZM67 164H68V166L70 165L72 170L69 169L70 167H67ZM80 164L83 165L84 167L80 166ZM144 164H145V162H144ZM247 164H248V162L246 163V165ZM252 166H254L253 169H252ZM56 167H58V169ZM164 167L166 168L165 170L167 172L162 171ZM67 168H68V172H67ZM10 169L12 170V168H10ZM50 169H52L53 171H51ZM62 169L63 170L66 169V170L63 171ZM79 169H81V170H79ZM116 169H117V172H116ZM154 169H155V171H154ZM11 170H10V174H11ZM86 170H88V171H86ZM99 170H100V172H98ZM129 171H130V173H129ZM250 171H248L249 174L253 173L254 177L256 176V174H259V173H260L259 175H263V174H261V172H257L255 170L254 171L257 173L254 175V172L251 171L252 172L251 173ZM24 172L25 171H23V173ZM29 172L32 173V171H29ZM102 172H105V173H102ZM149 172H150V176L148 175ZM152 172H153V174H151ZM155 172H156V174H155ZM13 173L14 172L12 171L11 177H14L15 174L13 175ZM26 173H27V171L25 172V174ZM63 173H65V175ZM132 173L136 174V175L134 176ZM27 174H26V176H27ZM81 174H83V175H81ZM130 174L133 175L134 178ZM230 174L232 176H230ZM235 174H238V176L237 175L235 176ZM259 175H257V176H259ZM0 176H1V174H0ZM41 176H42V179L39 180L38 178H41ZM72 176H73V178H72ZM159 176H161V180L157 178ZM22 177H24V175ZM233 177L236 179V181H235V179L233 180ZM29 178H30V175H29ZM71 178L74 180H71ZM76 178H78V177H76ZM96 178H98V177H96ZM25 179L26 180L25 181L23 180V183H21V184L19 181V184L21 186L24 185V188L25 187L27 188V187H29L27 184L30 182H29V180L27 181V177ZM133 179H134V181H133ZM146 179H147V182H146ZM204 179L206 180V182ZM211 179H212V181H215V182H212ZM237 179H238V181H237ZM240 179H241V181L239 182ZM125 180H127V181L125 182ZM63 181L66 182V184L63 183ZM70 181H71V183H70ZM144 181H145V183L143 185L142 182H144ZM201 181H204V184L206 183L205 185L207 188L205 187V185ZM45 182H47V183H45ZM107 182H109V183H107ZM226 182H228V183H226ZM250 182H251V180H250ZM160 183L162 184V186H160ZM211 183L213 185H211ZM220 183H223L224 185L222 184L223 186H221ZM251 183L253 184V181ZM33 184H35V183L33 182ZM25 185H27V186H25ZM127 185H128V183H127ZM130 185H128L129 189L126 187V185L123 186L124 190L122 189V186H121L120 189L122 190V194H123V191H125L126 189H128V190H126L127 192L130 189H131L130 191H132V187H130ZM210 185L211 186L215 185L216 186V187L214 186L215 189L218 187L217 190L213 191L216 194V195L214 194L215 196L213 198H212L213 192L211 190H213L214 187L211 188L210 191H208L209 188L211 187ZM113 186H109V187L111 189H113L112 188ZM56 187H57V184H56ZM102 187H105V186H102ZM116 187H118V186H116ZM257 187L258 186L255 187L256 190L258 189ZM262 187H263V185L261 186V188ZM108 188H106V189H108ZM255 189H254V192L256 191ZM200 190H201V193H200ZM206 190H207V192H206ZM260 190L261 189L259 188L258 192ZM126 191H125V193L128 194ZM251 191H252V189H251ZM1 192H2V190H1ZM204 192H205V194H204L205 196L208 195V193H210V194L205 197L202 194ZM262 192L264 193V190L260 191L259 196L260 197L262 196L261 200L264 201V199H263L264 195H262L263 194ZM1 194H3V193H1ZM1 194H0V200H2V199L4 200V197ZM160 194H159V196L161 197ZM211 194H212V196L210 198ZM247 194H249V193L247 192ZM247 194L245 193L244 196H247ZM30 196H32V195H30ZM67 196H68V194H67ZM159 196L155 195V197H157L158 199H161ZM63 197H64V199H63ZM118 197H120V196H118ZM248 197L250 198L249 195H248ZM260 197H258L259 200H260ZM59 198H60V200H59ZM243 198H244L243 201L244 200H248V201L252 200L251 198L250 199H245V197H243ZM51 199H49V200L52 201ZM112 199H114V198H112ZM55 200L58 201V206L56 204L57 201L55 202ZM109 200H111V198H109ZM256 200L258 201V199H256ZM261 200H260V202H261ZM100 201H102V199ZM100 201L98 200V204L103 205L104 201H102V202H100ZM205 201H203V202H205ZM216 201H218V200H216ZM61 203H63V204H61ZM243 203L246 204L247 202L246 203L243 202ZM258 204H259V202H258ZM22 205H23V207L21 209ZM46 205L48 208L46 207ZM256 205L257 204H255V206ZM3 206H5V209L3 208ZM12 206L14 207V209ZM49 206H50V208H49ZM28 207H30V206H28ZM31 207H33V205H31ZM62 207H64V209ZM11 208H12V210H11ZM42 208L44 210H42ZM7 209L9 210V212L7 211ZM30 209H32V208H30ZM48 209H49V211H48ZM50 211H51V213H50ZM101 211H99V212H101ZM4 212H7V214L5 213L6 214L5 217L3 215ZM11 212L12 213L14 212V214H12ZM102 213H104V212L102 211ZM102 213H97L95 215V217H97V218H95V219H92V217H93L92 215H91V217H89L90 215L89 216L87 215L84 218L82 216L81 217L82 219L80 217L79 218H77V217L76 218H72V217L68 218L67 217L69 219L67 221V222H69V224L66 221L65 222L67 224H64V222H63L62 224H64L63 225L64 230L62 229V231L67 232L68 230L66 231V229L69 228V231H70V230L76 229L77 227H78V229H81V227L92 224L89 221H92V222L94 221V223H96V224L98 223V225L102 224L100 227H104V228L99 227V230L102 231L103 229L107 228L106 223H109V220L102 218V216L100 215ZM8 214H10V215L8 216ZM31 214L29 216L33 217ZM48 215H49V217H48ZM6 216H7V220H6ZM10 216L12 219H15V222H13V220L11 218L9 219ZM86 217H89V218H86ZM27 219L28 220L30 219V220L27 221ZM33 219H35V218H33ZM99 221H101V223ZM104 221H105V223H104ZM11 222H13V224ZM34 222H38V221H34ZM87 222H89V223L86 225ZM14 223L16 225H14ZM22 224L23 225L26 224L25 226H27V227L29 226V228H28L29 231L27 229H24L25 226H23ZM59 225L61 226V224H59ZM67 225H69V226H67ZM65 227H67V228H65ZM71 227L72 228L74 227V228L71 229ZM30 228H32V229H30ZM61 228L59 229V231L61 230ZM11 230H12V232H11ZM62 231H61V233H62ZM101 231H99V232L101 233ZM10 232H11V234H10ZM57 233H59V232H57ZM11 235H13V236H11ZM37 235H38V237H37ZM16 236H18V238L20 237L21 240L17 239ZM10 237H13V238L10 239ZM14 237H15V239H14ZM54 237H57V236L54 235ZM12 239H14V240H12ZM16 239L18 240V243L21 244L20 246L18 245ZM8 240H10V243ZM41 242H43V240H41ZM38 244H40V245H38ZM10 245H12V248L10 247ZM17 246H19V247H17ZM39 246H41V247H39ZM92 247L95 250L92 249ZM92 247L90 246L89 249H87L88 250V252H86L87 255L88 254L92 255V254H94V252L96 254H98L97 252L100 253L101 250L104 253V248L103 247L101 248V245L99 246L100 248H98V249H96L93 245H92ZM39 248L42 250H40ZM7 249L8 250L10 249L11 251L10 250L8 251ZM179 250L180 249L178 248V251ZM5 252L9 253V254H11L10 252H12V255L8 254L9 256L7 254H5L11 260L13 259L12 261L8 257L4 256L3 253H5ZM131 253H130V255H131ZM83 254H85V253L83 252ZM100 254L101 255H96L97 258L94 257L95 256V254H94L93 257L96 259H93V261H94V263L96 262L95 264H97V261H98V264L99 263L101 264L103 262V259H102L103 257H101V256H104V255L102 254V252ZM14 255L16 256V258L14 257ZM62 257H63V255H62ZM7 259H9L8 260L9 263L8 262L5 263V260L7 261ZM54 260H55V262H54ZM2 261H3V263H2ZM51 261H53V262H51ZM68 261H69V259H68ZM91 261H92V259L90 260V262ZM148 261L146 259L143 261V263H147ZM70 262L71 261L67 262L66 264H69ZM90 262H88L87 264H93L92 262L91 263ZM182 262H183V260H182ZM137 263L138 262L135 260L131 262V264H137Z\"/></svg>",
	"mask_w": 264,
	"mask_h": 264
}]
</instances>
